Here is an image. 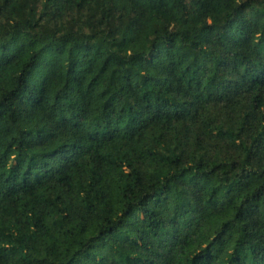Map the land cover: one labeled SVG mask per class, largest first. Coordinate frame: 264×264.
I'll return each mask as SVG.
<instances>
[{"label":"trees","instance_id":"1","mask_svg":"<svg viewBox=\"0 0 264 264\" xmlns=\"http://www.w3.org/2000/svg\"><path fill=\"white\" fill-rule=\"evenodd\" d=\"M0 264H264V0H0Z\"/></svg>","mask_w":264,"mask_h":264}]
</instances>
